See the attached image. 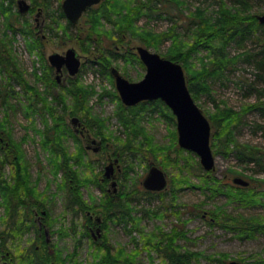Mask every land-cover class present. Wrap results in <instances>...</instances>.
<instances>
[{
	"label": "rangeland",
	"instance_id": "obj_1",
	"mask_svg": "<svg viewBox=\"0 0 264 264\" xmlns=\"http://www.w3.org/2000/svg\"><path fill=\"white\" fill-rule=\"evenodd\" d=\"M62 1L49 0V7L46 10L41 5H32L31 0H26L29 10L25 13L19 12L16 0L14 1L11 11L18 12L21 23L19 26H22L26 20L31 24L33 36L21 32L11 34V30L6 27V15L0 8L1 38H4L17 67L30 84L34 82L35 69L40 73L44 64L50 66L47 57L52 52L63 53L67 48L72 47L81 58L80 70L76 75L71 76L66 69H63L58 81L54 68L50 66L57 85L47 86L45 82H40L38 85L42 91L46 88L53 95L60 93L70 107L74 104L72 92L76 86L81 88L86 96L85 108L87 107L89 111L90 120L81 118L80 116L83 115L81 112L72 116L66 114L64 118L68 132H74L78 137H73L70 132L66 133L62 143L68 152H77L78 147L83 148L82 158H78L81 163L75 166L81 177L85 179L80 189L83 199L89 206L86 214L90 218V224L85 212L66 207V191L62 185L63 172H56L51 154L43 146L41 132L44 125L43 117L27 109V96L14 81L6 85V90L11 93L4 101L5 94L2 96L1 90L6 84V72L0 71V123L5 125L24 155L22 162L29 172L28 181L35 186L38 195V198L32 200L41 202V207H31L33 220L35 226L47 231L45 237L50 244L49 253L55 251L54 254L58 253L64 258V262L59 264H101L100 259L109 252L104 248L106 245L110 248L109 253L116 257L119 249L131 251L134 248L131 236L138 237L140 233L137 231L130 233V225L125 226L124 223L107 220L103 206L106 193L116 195L132 191L131 206L134 208L135 216H140L138 221L140 228L144 232H151L159 228L169 231L173 226H178L185 233V237L177 240L181 249L206 255L205 258L199 257L193 262L194 264H230L231 261H236L238 264H264V230L257 231L251 238L240 237L233 231L207 222L209 211L217 206L233 216H242L264 224V170L255 164L240 162L232 154L227 157L219 153L215 154L214 146L211 147L215 156L214 169L202 176L196 173L204 172L203 169L199 172L193 168L194 173H192L189 169V172L186 169L182 171L177 163L175 165L173 162H167V155L172 158L187 156L191 164H194L195 160L199 161V158L194 152L190 151L189 154L187 149L178 145L176 120L171 122L158 112L141 111L133 124L125 126L123 115L120 116L125 111L121 109L124 104L116 90L111 72V68H115L129 81L140 80L145 74V66L142 62L133 59L130 54L125 56L126 61L124 58L116 59L113 57L115 55L112 53L113 50L125 51L131 47L130 50L134 51L136 45H143L164 56L173 45L179 46L182 40L190 38V32L184 27L185 16L188 17L197 8L207 16H215L219 2L180 0L179 5L178 3L170 5L167 2L157 1V7L160 8L158 12L139 14L137 18L133 16L129 25L131 29L126 32L114 27L120 19L117 10L121 13L127 12V8L136 5L134 0H101L94 5V9H98L101 3H103L101 7L108 6L111 21L98 13L96 22H89L90 16L88 11H85L78 22L71 23L69 27H66L69 20L65 15L61 17L58 13L57 8L61 7ZM256 2H253L252 10L257 15L262 14L264 2H258L261 6ZM8 3L9 0H5L4 4ZM174 21L177 23L175 29ZM172 28L174 35L162 42L155 40L156 46H146L140 41L141 37L155 38ZM30 38L38 39L42 46L30 49ZM170 38H177L179 41ZM243 48L255 49L256 45L248 39L243 47L231 43L226 50L230 55H234ZM210 58L211 56L204 49L191 52L188 58L190 65L188 73L194 74V77L198 76L203 64L207 65ZM98 60L105 65H101ZM183 70L186 74L187 70L184 67ZM255 79L252 66L239 61L233 69L225 71V75L208 77L206 83L209 91L195 94V102L206 117L219 115L218 112H226L228 109L232 112L240 111L243 106L255 101V94L246 85V82ZM255 85L259 87L258 83ZM53 95L48 99L55 103L52 99ZM57 110L61 111V105L57 106ZM73 116H78L82 124L86 121L90 122L92 128L90 127L89 130L83 124V133L87 131L99 140L100 149L93 150L97 143L87 142L84 136L74 130L76 126L71 123ZM48 123H54L52 118L48 117ZM234 136L241 143L264 149V117L257 110L246 113L242 122L236 127ZM126 142L141 149L130 150L124 146ZM88 144H90L89 148L86 147ZM178 147L183 151L176 150ZM109 163L112 164V174L115 176L114 187L111 186L110 177L104 176L105 166ZM150 165H157L166 174L167 186L161 190L162 198L157 194L150 196L143 193L145 189L142 180ZM2 172L9 178L10 165L6 164ZM203 176L213 178L221 187H226L229 195L221 191L208 197L211 193L202 185ZM235 176L249 181L245 189H236L234 185L232 186L235 184L232 181ZM183 179L190 184H186ZM172 181H176L174 193L171 191ZM254 193L256 195L250 196ZM3 200H6V196L0 192V226L4 225L2 218L7 216ZM174 211H177L180 219L173 213ZM32 240L41 244L34 225L29 230L17 231L10 244L15 254H18V258L14 262L6 259L7 264H25L20 262L19 256ZM221 254L227 255L225 261H221ZM137 258L136 264H163L161 257L155 251L150 253L142 251ZM3 260L0 257V264H3Z\"/></svg>",
	"mask_w": 264,
	"mask_h": 264
},
{
	"label": "trees",
	"instance_id": "obj_2",
	"mask_svg": "<svg viewBox=\"0 0 264 264\" xmlns=\"http://www.w3.org/2000/svg\"><path fill=\"white\" fill-rule=\"evenodd\" d=\"M15 0H9L7 5L4 4L5 0H0L1 11L6 15V27L11 30V34H16L17 32L24 33L29 36H33L34 32L26 20L25 23L21 25L19 21L18 12L11 11V5ZM49 0H31L32 5H41L46 10L49 7ZM136 5L126 9L127 12L121 13L117 10V14L120 16L119 22L114 25L119 31L125 30L130 31V22L132 17H138V15L147 14L149 12L155 13L160 9L157 7L158 2H167L170 5H178L181 3L180 0H134ZM218 3V8L216 9L215 16H207L201 10H195L188 17L185 16L184 27L190 32L191 36L187 40H182L179 46H172L166 52L164 57L169 58L173 61L182 63L183 67L187 70L185 74L188 89L194 98L195 94L204 93L209 91V87L206 83V79L210 76H223L225 71L234 68L236 63L239 61L245 62L252 66L254 69L255 80L251 82H246L247 87L252 90L255 94V101L243 106L240 111L232 112L231 110H226V112H218L219 115H211L207 117L211 124V137L210 144L211 147L214 146L215 154H222L224 157L232 154L238 161L245 162L246 164H255L259 166L260 169L264 170V149H261L252 144H246L239 142L235 136L234 132L236 127L242 122L244 115L252 110H257L260 112L262 117H264V24L260 23L257 19V13L252 10L253 2H264V0H215ZM103 3L100 5L102 6ZM100 6V7H101ZM261 6V5H260ZM264 6V5H263ZM94 9L89 7L86 11L90 16L89 22H96V14L102 15L107 20L110 19V8L108 6H103L101 8ZM178 7V6H176ZM59 16L63 17L64 13L60 6H58ZM105 9V10H103ZM9 12V13H8ZM201 12L203 14H201ZM8 14V15H7ZM17 16V17H16ZM176 21V20H175ZM174 21L173 27L177 26ZM71 23L67 21L66 27H69ZM173 28L169 31L162 32L155 38L141 37L140 41L146 46H156V41L162 42L163 40L169 39L173 36ZM179 41L177 38H170ZM180 39V38H179ZM254 42L256 48L247 49L243 48L242 51L237 52L234 55H230L226 50L227 46L231 43H235L239 47H243L246 40ZM153 40V41H152ZM30 49L40 48L42 44L36 38H30ZM159 42V43H160ZM129 47L125 51L113 50L112 53L116 59H126V55L130 54L133 59L139 61V57L135 51L130 50ZM197 49H204L211 56L207 65L203 64L202 70L199 72L198 76L194 77V74H189L190 65L188 62L189 54ZM101 56L100 59H102ZM107 59V57L105 56ZM13 55L9 48H7L4 38H1L0 34V71L6 72V84L1 90L4 101L8 98L9 91L6 90V85L14 81L27 96L28 105L27 109H31L34 113H38L43 117L44 125L42 132V138L44 142V147L48 149L51 154V160L57 171H62V185L65 188V198L66 207H70L75 211L81 210L85 212V217L90 224V218L86 214V210L89 209L88 204L82 197L81 186L85 181L81 177L78 168L75 165H80V159L82 158L81 147L77 148V152H68L66 146L62 143V138L68 134V127L64 116L66 114L74 115L78 112L83 113L81 118H87L90 120L91 116L87 107L85 108L86 96L81 88L76 86L72 92L74 97V104L70 107L64 101L62 95L59 93L53 95L49 89L40 90L38 83L45 82L47 86H56L57 83L52 75V68L48 64L42 66L40 73H37L36 69L33 72L34 82L30 84L29 80L26 79L22 72L17 67L14 61ZM127 60V59H126ZM125 60V61H126ZM101 65L103 62L98 60ZM140 62V61H139ZM141 63V62H140ZM205 65V66H204ZM259 84V87L255 85ZM14 91V88H12ZM15 93V92H14ZM52 96L53 101H50L48 97ZM195 100V99H194ZM61 105V111L58 112L57 106ZM56 107V108H55ZM122 110L125 111L123 114V121L125 126L133 124L135 118L141 111L149 110L151 112H158L166 119L173 122L175 117L171 110L162 102L160 99L141 101L133 106H121ZM124 114H128L125 116ZM89 115V116H88ZM48 117L52 118L54 123H48ZM87 122V123H86ZM83 124L90 130L92 128L89 121ZM95 124V123H93ZM91 127V128H90ZM260 128V126H258ZM5 125L0 123V192L6 196V200H3L5 205L7 216L2 218L4 225L0 226V257L4 255L5 259H10L12 262L18 258V254H15L10 240H13L15 233L17 231L29 230L33 225L35 227V232L41 240V244H37L35 240L29 242L26 245L24 251L19 256L20 262L25 264H59L64 262V258L60 257L59 254L53 251L51 254L48 251L49 243L46 241V233L43 228L35 226V222L32 216L31 207H41V202L39 200H32L38 198L37 190L35 186H32L28 181L29 172L27 166L23 165V153L18 143L15 142ZM3 134V135H2ZM73 137L77 138V134L69 133ZM176 134V132H175ZM215 142V143H214ZM124 146L130 150H140L141 148H135L130 142H126ZM124 147V149H126ZM180 151H183L181 148ZM124 151H122L123 153ZM190 154V150H188ZM167 162H173L179 169L183 171L186 169L194 173L193 168L202 171V167L198 160H195L194 164H191L187 156L182 155L179 158H172L170 155L166 156ZM183 160V161H182ZM181 161V162H180ZM8 164L11 167V172L9 178L4 176L2 170L5 165ZM189 169V170H188ZM196 173L199 176L207 174L210 171H205ZM12 173V174H11ZM202 173V174H201ZM203 186L210 190V195L208 197L214 196L218 192H225L228 194L226 187H221L220 183L215 182L213 178H208L203 176ZM186 184H190L189 181L183 179ZM182 180H179L181 182ZM228 186L230 185L227 184ZM226 185V186H227ZM236 189H245L247 186H241L238 184H232ZM176 181L171 182V191L174 193L176 190ZM143 193L153 196L155 194L159 195L163 192L161 191H149L144 190ZM132 191L128 193H118L116 195L105 194V205L103 210L105 213V218L107 220H112L118 223H124V225H130L129 232L137 231L140 233L138 237L132 235L131 241L134 248L131 251H126L124 249H117V257L113 254L111 255L110 248L106 245L104 248L109 251L104 254L100 259L101 264H136V259L142 251L150 253L155 251L162 261L163 264H194L195 260L199 257H206L205 254L201 252L182 250L177 240L181 237H185V233L178 226H173L169 231H164L162 229L152 230L151 232H144L142 228L138 225L140 216H135L134 208L131 206V201L133 200L130 195ZM229 195V194H228ZM256 195L250 194V196ZM163 196V194H162ZM160 196V198H162ZM248 198L247 196H243ZM242 197V198H243ZM173 213L177 216V211ZM206 213V212H205ZM198 215L203 216V214ZM209 219L207 222L211 225L217 224L226 230L233 231L240 237H253L257 231L264 230V224L243 218L242 216H233L226 212L222 207H215L210 210ZM179 219V215L177 216ZM177 218V219H178ZM150 255V254H148ZM203 255V256H202ZM150 257H152L150 255ZM212 258L211 256H207ZM227 255L221 254V261H225Z\"/></svg>",
	"mask_w": 264,
	"mask_h": 264
},
{
	"label": "water",
	"instance_id": "obj_3",
	"mask_svg": "<svg viewBox=\"0 0 264 264\" xmlns=\"http://www.w3.org/2000/svg\"><path fill=\"white\" fill-rule=\"evenodd\" d=\"M100 1L63 0L61 9L69 22L75 24L89 7ZM16 3L20 13L29 10L26 0H16ZM257 19L264 24V12L257 15ZM134 50L145 66V74L140 80L129 81L115 68L111 69L122 103L125 106H133L141 101L160 99L175 117L178 145L194 152L203 170H213L215 156L210 144L211 124L188 89L183 66L143 45H136ZM47 59L54 68L58 81L63 67L71 76L76 75L80 70L81 58L72 47L67 48L63 53L52 52ZM71 123L76 127L82 125L78 116L71 117ZM91 141L94 143L96 140ZM111 174L112 164L109 163L105 166L104 176L109 178ZM232 181L241 186L249 184L248 180L240 176L233 177ZM111 184L115 185V181L113 180ZM142 185L149 191L165 189L167 186L165 172L157 165H150ZM230 264L238 263L231 261Z\"/></svg>",
	"mask_w": 264,
	"mask_h": 264
},
{
	"label": "flooded vegetation",
	"instance_id": "obj_4",
	"mask_svg": "<svg viewBox=\"0 0 264 264\" xmlns=\"http://www.w3.org/2000/svg\"><path fill=\"white\" fill-rule=\"evenodd\" d=\"M92 7V6H91ZM63 69H65L64 67H63ZM62 69V70H63ZM112 69V68H111ZM62 74H63V71H62ZM55 76H56V74H55ZM61 77V76H60ZM60 77H59V80H60ZM56 79H57V77H56ZM81 123H82V121H81ZM83 124L82 125H80V128H79V126L78 127H74V130L76 131V132H78L81 136H84V138H85V140L87 141V142H91V143H93L91 140L92 139H95L96 141L94 142V143H97V145L94 147V149L93 150H98V149H100V147H101V142L99 141V140H97L95 137H92L87 131H86V133L84 132L83 133ZM87 148H89L90 147V144H88L87 146H86ZM114 175L113 174H111V177L109 178V179H111V182L114 180ZM115 181V180H114ZM111 186H113L114 187V185H112L111 184ZM145 189V188H144ZM146 190V189H145ZM97 220H98V218H97ZM99 221V220H98ZM45 233L47 234V231H45ZM47 241H48V239H47ZM5 256L4 255H2L1 256V258L2 259H4L3 261V264H7L8 262L6 261V259L4 258Z\"/></svg>",
	"mask_w": 264,
	"mask_h": 264
},
{
	"label": "bare ground",
	"instance_id": "obj_5",
	"mask_svg": "<svg viewBox=\"0 0 264 264\" xmlns=\"http://www.w3.org/2000/svg\"><path fill=\"white\" fill-rule=\"evenodd\" d=\"M101 2V1H100Z\"/></svg>",
	"mask_w": 264,
	"mask_h": 264
}]
</instances>
